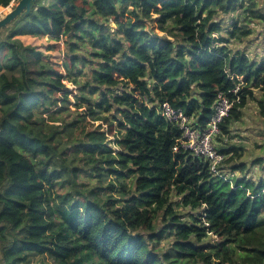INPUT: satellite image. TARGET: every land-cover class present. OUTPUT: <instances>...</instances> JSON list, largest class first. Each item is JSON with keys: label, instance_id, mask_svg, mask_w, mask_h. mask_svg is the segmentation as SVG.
<instances>
[{"label": "trees", "instance_id": "trees-1", "mask_svg": "<svg viewBox=\"0 0 264 264\" xmlns=\"http://www.w3.org/2000/svg\"><path fill=\"white\" fill-rule=\"evenodd\" d=\"M12 1L0 0V6L7 7ZM196 2L199 4L200 10L191 9L190 19V13L185 12L188 23L179 25L178 32L181 34V39L178 42L171 31L165 34L163 28L159 27V23L155 25V28L163 32L164 36H159L156 33L149 35L146 27L147 21L141 18L132 20L129 27L124 29V40H121L117 35L111 38L109 44L107 37L103 35L107 27L105 23L97 19L95 15L87 14L88 0H36L35 5L39 4V7L33 13L35 23L27 29L24 39L29 36H48L56 41L65 38L66 60L62 62V69L68 64L97 63L98 66L92 69L93 73L97 79L108 83L115 82L114 72L124 77L130 76L131 71L135 70L138 76H142L146 70L145 61L149 59L146 54L154 50L156 55L151 58L153 78L178 79L179 83L173 87L181 96H185L192 82H197L198 96L191 98L185 96V99L179 101V104L184 107H187L188 104H197L198 99L207 100L208 96L212 95L211 81L203 79L202 74H207L211 68L224 63H227L230 69L233 64L239 68L240 62L243 60L245 69H249V71H245L242 77L244 87L235 93L240 97L236 118L241 119L243 109L250 101L249 97H252L251 101H255L257 104L259 114L264 113V104H261L258 98V94H264V88L261 87L264 84V79H260L257 75L258 71L264 75V67H261L264 65V58L260 63L251 62V66H249L248 57L243 52L237 50L240 53L239 57L232 54L228 46L229 37L214 36L213 33L226 30L229 36L235 38L237 32H240V22L234 19L230 24V29H223L219 22L212 19L216 8L220 6V0H196ZM107 3L108 0H99L97 10L104 12ZM177 5L178 0H171L166 7H171L172 12L175 13L179 10ZM154 19L159 22L161 17L157 16ZM116 22L118 23V21ZM97 31L100 32L98 38L85 39L93 37ZM117 32L119 34L120 29H117ZM197 32H199L201 43H192V47L188 48V43L196 38L195 33ZM246 34H248V29L241 32V35ZM125 40L129 41L130 51L135 55L125 54L124 59L117 61L116 65L110 64L109 59L105 57L120 52ZM174 43L177 49L175 57L171 54ZM136 44H139V47H136ZM214 44H218L220 47L216 48L213 46ZM27 47L28 55L31 57L29 63H34L37 67L25 73L19 66L18 58L14 60L11 56L8 57L10 62L0 65V114L7 113L6 116L0 117V188L3 189L0 191V198H2L0 203L6 200V203L0 208V219L16 218L18 213H25L21 223L34 220L36 217H43V210L34 207V203L36 201L43 203V199H47L51 195L52 188L56 184L65 186L62 182L64 170L52 168L51 157L48 155L53 150L55 142L60 139L59 133L63 131V128L57 125L53 131L46 128L40 129L37 127V122L30 121L25 113L35 107L41 97L48 99L49 93H62L56 97L57 100L62 101L61 104L53 109H45V113H52L53 118L50 121H57L61 124L60 117L68 110L72 94V90L66 88L63 83L66 78L65 71H61V67L59 69L56 63L51 65V59L49 57L47 59L43 53L31 46L27 45ZM82 47L87 49V55L81 53ZM209 48L211 51H208ZM185 50L199 65L191 73L194 81H186L183 76H180L184 62L179 57ZM2 51L3 46L0 45V52ZM0 59H3L2 55H0ZM220 71L223 70L220 69ZM17 72L18 74H16ZM82 72L83 69L80 68L73 75L79 76ZM25 76H27V80H25ZM32 77H40V79L32 80ZM69 82L74 83L71 80ZM224 82L227 83V81ZM140 83L143 84L144 81L141 80ZM220 83L221 79L217 74L216 87H219ZM80 87L82 89L83 85ZM97 87L98 85H93L90 91H95ZM109 90L112 91V89ZM133 90H135L134 87ZM228 95L230 98H234L231 93ZM18 96L22 97L19 102H17ZM80 99L83 100L84 97ZM115 99L118 103L115 113L125 114V119L118 120L115 113L112 118L117 120L120 128L125 127L127 120L135 126V132L129 131L128 136L120 139L113 137L115 143L121 145L119 148L108 144L101 146L96 143L94 138L88 141V144L85 145L87 150H98L105 157L110 152L116 153V157L103 160V164L100 165L103 172H100L99 176L96 174L97 165L95 164L92 165L94 169L92 174H87L78 163L72 165L73 172L84 173V178L90 182L89 186L82 191L94 193L93 198L88 201L90 211L85 220L82 222L79 215L73 212L67 218H62V226L55 219H49L47 223H32L30 230L34 236L26 241L24 248L17 250V259L25 261L26 264H32L35 258L39 264H67L69 260L71 264H234V261L236 264H243L248 257L255 255L253 248L257 234L264 230V219H262L264 211H261V203L264 202V181L255 183L250 178L234 180L233 172L228 179H225L223 175L212 176L209 163L202 159V156L193 155L187 149L185 153L182 143L174 161L170 157L168 161L153 159L156 152L147 138L148 129L147 127L142 128L133 118L140 117L141 113L134 112L130 117L126 114L127 109L123 107L129 102L134 103L135 97L125 88L123 95L121 92L115 93ZM73 105L76 109L75 102ZM96 107L102 109L101 115L104 112L112 111L111 105L104 108L101 101L96 102ZM137 107L143 110L146 106L141 102ZM234 109H237V106L230 105L228 111L233 112ZM155 110L156 105L153 104L149 111L154 115ZM193 111L195 108L186 110L185 117L191 119ZM211 111L210 108H204L199 119L204 121L203 112ZM72 123L74 121L69 122V124ZM68 126L64 125V127ZM220 127L222 130L227 128L226 125ZM59 128L61 129L59 130ZM109 128L111 129V125ZM111 130L114 131V129ZM110 134L111 132H109ZM176 135L180 136V131H177ZM133 136L143 142L139 146L133 144ZM70 147L75 148L76 145H61L60 154L69 155ZM216 150L225 157H228L231 152V161L242 155V151L233 145H228L226 148L220 147ZM237 150H240L241 155H236ZM28 156H31L33 160L37 156L45 157L43 166L36 170ZM169 161L171 167L166 166ZM225 162H229L228 159ZM242 168V162L232 166V170ZM105 173L113 178L132 179L133 183L129 186V191H116V184H97L99 177ZM42 181H46L50 186L47 192ZM136 183H139L140 187L132 192L131 188L135 187ZM241 184L252 194L251 197L243 190L237 191ZM96 187H99L101 191L95 192ZM258 189L260 191H257ZM106 190H110V195ZM218 193L219 195H217ZM59 194L65 195V191ZM173 196L176 199H173ZM105 197L114 201L113 210L123 207L133 216H135V211L129 207L130 201L138 205L136 211L150 208L154 223L162 219L165 221V227L172 231L179 229L181 236L194 233L199 237L201 243L195 244L192 240L176 239L173 241L176 245L175 250L169 252L167 245H164L163 236L154 230L150 235L159 240L162 246L152 250L146 249L142 234L135 230L128 215L126 213L116 215L113 212L114 223L105 225V231L106 233H115L122 230L123 239L119 244L113 246L110 238L103 239L102 236L104 246L97 248L90 237L101 235L100 230L94 226V217L100 208V200L104 199L107 204ZM201 202L215 205L214 208L205 209L208 213L205 219L209 221L225 218V211L230 213L226 218L232 226L231 231L213 232L215 237H220L216 243H206L204 238L208 232L212 231V223L201 225L197 217L192 215V208ZM76 203L73 201V205ZM224 205L227 206L226 209L223 207ZM241 205L244 206L243 211L239 212L238 208ZM184 209L188 212H185ZM231 213H235V215ZM186 217L197 220V223L194 226L189 225ZM125 221L128 222L125 223ZM237 225H241V227H237ZM2 227L4 226L0 224V228ZM65 229H67L66 233ZM68 234H71L74 242L64 244L63 241L68 239ZM49 235L59 238L61 242L59 247L51 246L50 242H45V238ZM161 255L164 257L163 261L160 259Z\"/></svg>", "mask_w": 264, "mask_h": 264}, {"label": "clouds", "instance_id": "clouds-1", "mask_svg": "<svg viewBox=\"0 0 264 264\" xmlns=\"http://www.w3.org/2000/svg\"><path fill=\"white\" fill-rule=\"evenodd\" d=\"M19 2V0H18ZM171 2V0H108L107 5H105L104 12L97 10V4L99 0H88V15H95L97 19L102 20L106 27L103 35L107 37L108 43H111V38L119 35L121 40H124L123 31L128 28L130 22L136 19H144L147 21L146 27L148 28L149 35L152 33L155 25L159 23V27L163 28L164 33L172 32L176 38L177 42L181 39V34L178 32L179 25L187 24L188 19L185 18V12H189V19L191 16V9L199 11V4L196 0H178L179 10L175 13L172 12L171 7H166ZM39 4H36L32 9L25 11L16 9L13 14L6 20L0 17V45L3 46V51L0 55L3 59H0V65L8 61V57L11 56L14 60L18 58V63L20 68L25 72L31 71L32 68L37 67L34 63H29L31 57L28 55V47L24 42V34L27 29L31 27L35 20L33 19V13H35L36 8ZM38 15V14H37ZM160 16L161 20L159 22L155 21V17ZM223 17V29H230L231 25L228 21L232 18L237 19L240 22V32H237L236 37L233 38L229 36L228 31L222 30L220 32L213 33L214 36H228L231 41L230 51L237 57L240 52H243L247 57V63L251 66L253 58H255L257 63H260V57L264 56V0H220V6L216 8V12L212 19H220ZM118 21V23L116 22ZM117 29H120L118 34ZM244 29H248V34L241 35ZM158 30V29H157ZM100 32L94 33L93 37H86L85 39L98 38ZM195 39L188 43V48L192 47V43H201L199 38V32L195 33ZM11 45V47H9ZM244 45H248L247 48ZM216 48L220 46L218 44L213 45ZM139 47V44H136ZM81 52L84 55L88 54L86 48H81ZM211 51V48L208 49ZM135 55V53L130 51L129 41L125 40L123 47L120 52L109 57V63L116 65L117 61L124 59V55ZM172 56L177 55V49L175 43L172 47ZM149 59L145 61L146 70L142 76H138L135 70L131 71L130 76L126 75L121 77L118 73H113L115 76V82L108 83L103 82L96 78L92 69L96 68L97 63L89 62L84 65L77 63L75 65L68 64L62 70L65 71L66 78L63 83L68 84L69 81H74L71 84L72 95L71 99L76 103L75 111L72 110L71 106L68 110L64 112L61 117V128L63 131L59 133L60 139L55 142L53 150L49 152L51 157V167L56 169H63L62 182L67 186L65 189V195H60V185L57 184L55 191L48 196L47 199H43V203L36 201L34 207L41 208L44 212L43 217H36L34 220H28L21 223V220L25 217V213H18L16 218L0 219V224L4 227L0 228V264H26L25 261H20L17 259L18 249L24 248L26 246V241L33 238L34 234L30 230V225L32 223H47L49 219H55L58 224L63 225V219L67 218L73 212L77 213L80 220L83 222L90 211L88 207L89 199L93 198V192L82 191L89 186L88 181L83 180L81 177L84 173L73 172L72 165L79 164L82 169L85 170L87 174H92L94 169L92 165H97L96 174L99 176L103 169L100 165L103 164L105 158L112 159L116 157L115 152H110L105 157L98 152V150H87L85 145L92 138L95 139L96 143L103 146L104 144L112 145L114 148L121 147L120 144L115 143L113 137L120 139L129 135V131L135 132V126L130 124L127 120L125 121V127L120 128L117 124V120H114L113 113H115L118 103L115 99V93L121 92L123 95V89H127L135 97V102H129L124 105L127 109L126 114L132 117L134 112H140V117L136 118V123L140 124L142 128L147 127V138L153 145V149L156 152V156L153 159H163L168 161L170 157L172 161L176 159V154L180 150L181 143L185 145V153L188 144H195L197 149H200V145L203 144L205 147L200 149L202 153V159H208L211 157V174L212 176H217V172L223 175L225 179H228L232 175L228 167L223 169L218 168V165L225 163L226 159L229 162L232 153L228 154V157L216 155V149L220 147H227L232 143H244L247 141L245 149L243 150V159L248 162V168L245 169L247 176L252 177V181L255 183H260L264 181V113L259 115V118L252 117L251 123L245 120L243 127H239L240 121L236 118L238 113V107L240 102V97L236 96L241 87H244L243 74L249 69H245L244 61L241 60L240 67L237 68L235 64L230 69L227 63L219 64L215 68H211L209 73L202 74V78L211 81L212 85V95L208 96V99H198L197 104H188L187 107L181 106L179 101L185 99V96L191 98L193 96H198L197 82H192L191 87L185 93V96H181L173 87L175 84L179 83L178 79H155L152 77V67L151 58L156 55L155 51H149L146 54ZM183 60V70L180 72V76H183L186 81H194V77L191 75L192 71L199 67L198 62H194L193 58L185 50L179 57ZM41 67L43 65H40ZM264 67V65H261ZM83 69L81 75H73L77 69ZM220 69L223 71L221 72ZM227 75H224V74ZM219 74L221 83L219 87H216V77ZM260 79H264V75L257 72ZM232 79L229 80L228 78ZM40 77H32V80H38ZM27 80V76H25ZM143 80L144 83L141 84L140 81ZM224 81H227L225 83ZM55 82V81H53ZM81 85L83 88L81 89ZM93 85H98L95 91H90ZM63 86V85H61ZM133 87L135 90H133ZM264 88V84L261 85ZM109 89H112L110 91ZM47 91V89H44ZM231 93L234 98L229 97ZM62 95V93H49V98L44 99L41 97L35 107L29 109L25 115L30 121H36L37 127L40 129H45L48 122L52 120V113H45V109H53L57 105L61 104L62 101L57 100L56 97ZM84 97L83 100L80 98ZM258 98L261 104H264V94H258ZM22 99V97H17V102ZM253 98L249 97L251 101ZM101 101L104 108L111 105L110 112H104L101 115L102 109L96 107V102ZM141 102L146 107L141 110ZM156 105L155 114L150 113L152 105ZM230 105H236L237 109L233 112H229L228 108ZM14 106V105H13ZM212 109L211 112H203L204 121L199 119L202 115V110L204 108ZM195 108V111L191 113V119L185 117L184 112L186 110H191ZM6 112L0 114V117L6 116ZM118 120H124L125 114L115 113ZM210 117V119H208ZM70 121L74 123L69 124ZM64 125H69L64 127ZM99 125V126H97ZM111 125V130L109 128ZM226 125V130H222L220 126ZM246 129V131H245ZM202 130L206 136L211 138L201 139ZM177 131H180V136H177ZM109 132L111 134L109 135ZM87 133V135H85ZM242 134V135H241ZM184 136H191L193 139L189 141H184ZM219 138V140H217ZM47 142V141H45ZM83 142V143H81ZM137 137H132V143L139 146L142 143ZM76 145L75 148H69V155H61V145ZM27 155V154H26ZM236 155H241L240 150H237ZM260 156V160L256 161L255 164L252 163L253 158ZM71 157V158H70ZM28 159L33 163L35 169L38 170L43 166V161L45 157L37 156L35 160L31 156ZM191 163L189 161H185ZM200 163V162H197ZM171 167V163L166 165ZM135 167V165H134ZM227 174V175H225ZM45 184V191L49 189V185L46 181H42ZM116 184V191H129V186L133 183L132 179H122L120 177L113 178L112 176L105 173L100 176L97 184ZM222 183V181H221ZM140 187L139 183L135 184V187L131 188L132 192H135ZM167 187V186H166ZM3 189L0 188V191ZM243 190L247 195L251 197V193L247 191L241 184L237 191ZM95 192L101 191L99 187L94 189ZM109 191L110 195V190ZM257 191H260L259 189ZM219 195V193L217 194ZM176 199L175 196L172 197ZM2 199V198H0ZM107 199V204H105L104 199L100 200V208L97 210L94 217V226L100 230L101 235H94L90 237L92 243L97 248H103V239L111 240L113 246L119 244L123 239V232L117 231L115 233H106L105 225L109 223H114L112 217L113 212L116 215L126 213L131 220V223L135 227V230L142 234V239L146 249L152 250L161 247V242L153 238L150 235L154 230L158 231L164 238V244L167 245V250L173 252L175 250L176 239L182 240H192L195 244L201 243L199 237L194 233L184 234L181 236L179 229L172 231L170 228L165 227L164 220H157L155 223L152 219L151 209H140L136 211L138 205L129 202V207L135 211V216L127 209L119 207L115 210L112 209L113 200L105 197ZM222 200L223 197L221 196ZM73 201L77 203L73 205ZM6 200L0 203V208ZM190 207H192L190 205ZM215 207L212 204H205L203 202L199 203L196 207L192 208V215H195L198 222L201 225H206L212 223V231L208 232L207 236L204 238L206 240H211L213 243L220 237H214L213 232H230L231 224L226 218L230 213L225 211L223 219L209 221L205 219L208 213L205 209ZM225 209L226 205L223 206ZM243 205L238 208L239 212L243 211ZM261 211H264V202L261 203ZM235 215V213H231ZM166 215V214H165ZM187 223L194 226L197 220H193L191 217H186ZM264 219V218H262ZM128 221H125L127 223ZM241 227V225H237ZM67 232V229L64 230ZM63 234V233H62ZM171 237V239H169ZM45 242L51 244V246L59 247L60 240L55 235H49L45 238ZM74 242V238L71 234H68V239L63 241L64 244H70ZM71 251V249H70ZM255 255L248 257L243 264H264V230H261L257 234V240L253 248ZM161 261L164 257L161 255ZM67 264H71V261H67ZM234 264L236 262L234 261Z\"/></svg>", "mask_w": 264, "mask_h": 264}, {"label": "rangeland", "instance_id": "rangeland-1", "mask_svg": "<svg viewBox=\"0 0 264 264\" xmlns=\"http://www.w3.org/2000/svg\"><path fill=\"white\" fill-rule=\"evenodd\" d=\"M17 2H18V0H13L11 2V4L9 6H7V7L0 6V17H3L12 7H14L16 5ZM234 19L235 18L230 19L228 21V23L231 24V22L234 21ZM213 20L215 22H219V24L223 27V17H221L220 19H213ZM152 33H156L159 36H164V33L160 32L155 27H154V30L152 31ZM24 42H25L26 45L31 46L35 50H38L39 52L43 53L44 56H46L47 59L50 58L51 59V65L56 63L59 66V69H60V67L62 65L63 60H66L65 59V54H66L65 38H61L59 41H56L54 39H51L48 36H41V37L29 36V37H25ZM228 44H229L228 45L229 48H231V41ZM244 47L247 48L248 45H244ZM237 50H240V49L238 48ZM81 53H83V52H81ZM263 58H264V56H261L260 57V61ZM252 62L257 63L255 58H253ZM60 70L63 71L62 67H61ZM16 74H18V72ZM65 86H66V88L72 90L70 82L68 84H65ZM73 102L74 101L71 99V103H70L69 106H71L72 110L74 111L75 110V106L73 105ZM259 115L260 114H259V111H258V106L255 103V101H249L248 104L243 109V115H242L241 119L239 120L240 124L238 126L239 127H243V124H244L245 120H247L249 123H251L252 117H256L258 119ZM57 125L60 126V122L49 121L46 129H48L49 131H53V130H55V128H57ZM60 129L61 128H59V130ZM245 131H246V129H245ZM246 143H247V141H245L244 143H239V144H237V143L229 144V146L233 145V146H236L237 148H239L242 151V155L239 158L233 160V162H227V163L225 162V164L221 165L222 167H228L229 170H231V172H233V176H235L234 180H236L237 178H250V179H252V177L251 176H247V174L245 172V169L248 168V162L245 159L242 158L243 155H244L243 150L245 149ZM260 159H261L260 156H256V157L253 158L252 163L255 164L256 161H258ZM238 162L239 163H241V162L243 163V168L239 169V170H232V166H234V164L238 163ZM260 170L264 171V169H260ZM84 176L85 175H82L81 178L83 180H85V181H88L86 178H84ZM234 180H233V183H234ZM66 187H67L66 185L65 186L60 185V192L59 193L65 191ZM56 188H57V184L52 188L53 191H55ZM184 211L188 212V210H186V209H184ZM205 242L207 243V242H212V241L205 239ZM164 245H166V244H164ZM32 264H39V261L35 258L33 260Z\"/></svg>", "mask_w": 264, "mask_h": 264}, {"label": "built area", "instance_id": "built-area-1", "mask_svg": "<svg viewBox=\"0 0 264 264\" xmlns=\"http://www.w3.org/2000/svg\"><path fill=\"white\" fill-rule=\"evenodd\" d=\"M206 138H209L210 139L211 137L210 136H206L205 133H204V131L202 130L201 139L203 140V139H206ZM192 139L193 138L191 136H184L183 137V140L184 141H189V140H192ZM182 145L185 148L184 143H182ZM204 147L205 146L203 144L200 145V149H203ZM200 149H197L195 144H188L187 145V150H189L191 154L196 155V156H202V153L200 152ZM215 154L216 155L223 156V154L221 152L217 151V150L215 151ZM205 160L209 163L210 170H211V157H208V159H205ZM217 167L220 168V169H223L224 168L221 165H218ZM217 175H220V173L217 172Z\"/></svg>", "mask_w": 264, "mask_h": 264}, {"label": "water", "instance_id": "water-1", "mask_svg": "<svg viewBox=\"0 0 264 264\" xmlns=\"http://www.w3.org/2000/svg\"><path fill=\"white\" fill-rule=\"evenodd\" d=\"M36 0H19V2L16 3L14 7H12L4 16L3 18L6 20L8 17H10L14 11H16L17 8L21 11H25L27 13V10H30L34 7ZM11 4V3H10ZM9 4V5H10ZM8 5V6H9Z\"/></svg>", "mask_w": 264, "mask_h": 264}]
</instances>
